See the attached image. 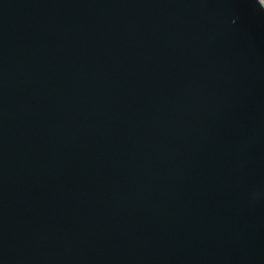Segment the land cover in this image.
Here are the masks:
<instances>
[{
    "label": "water",
    "instance_id": "1",
    "mask_svg": "<svg viewBox=\"0 0 264 264\" xmlns=\"http://www.w3.org/2000/svg\"><path fill=\"white\" fill-rule=\"evenodd\" d=\"M0 264H264L262 0H0Z\"/></svg>",
    "mask_w": 264,
    "mask_h": 264
},
{
    "label": "rangeland",
    "instance_id": "2",
    "mask_svg": "<svg viewBox=\"0 0 264 264\" xmlns=\"http://www.w3.org/2000/svg\"><path fill=\"white\" fill-rule=\"evenodd\" d=\"M263 1V3H264V0H262Z\"/></svg>",
    "mask_w": 264,
    "mask_h": 264
}]
</instances>
